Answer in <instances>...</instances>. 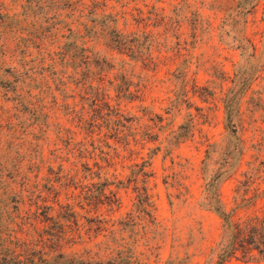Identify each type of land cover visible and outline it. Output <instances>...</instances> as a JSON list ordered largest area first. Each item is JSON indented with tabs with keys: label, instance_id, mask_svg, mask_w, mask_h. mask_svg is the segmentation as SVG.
Returning <instances> with one entry per match:
<instances>
[{
	"label": "rangeland",
	"instance_id": "374dc122",
	"mask_svg": "<svg viewBox=\"0 0 264 264\" xmlns=\"http://www.w3.org/2000/svg\"><path fill=\"white\" fill-rule=\"evenodd\" d=\"M237 1L0 0V264L106 260L100 219L139 264H214L210 197L264 216V2L235 23Z\"/></svg>",
	"mask_w": 264,
	"mask_h": 264
},
{
	"label": "trees",
	"instance_id": "16d2710c",
	"mask_svg": "<svg viewBox=\"0 0 264 264\" xmlns=\"http://www.w3.org/2000/svg\"><path fill=\"white\" fill-rule=\"evenodd\" d=\"M262 2H264V0H238L234 10L235 14L233 15V21L235 23L241 22L243 17L251 13ZM237 48L240 49L242 54H245L246 57L250 59L255 58L256 47L248 39H241ZM250 76L251 73L248 70L242 68L239 69L236 72L234 80L232 81L233 86L225 97V107L227 110L228 121L232 128H235V126L232 125V119L236 110V103L247 90ZM234 130H237V128ZM210 204L212 209L219 214L224 222V234L221 242L215 249L217 261L214 264H232L233 259L240 261V264H260V262L254 263L250 261H242L239 259V254H241L243 258L254 257V252L264 256V216H256L246 220H235L232 215L227 213L225 209L221 207V202L218 197H210ZM142 205L145 207L149 206L148 204ZM148 215L151 217L150 213H148ZM137 219V216L130 215L128 217V221L126 223L123 222L122 224L125 227H130V229L132 228L130 232L134 233L135 221ZM151 222L154 224V219H152ZM108 224L109 222L105 219H100L97 223H94L93 220H90L88 225H84L81 228L78 227L81 230H84V235L88 240L84 241V239V244L92 242L99 236V233L102 232H107L108 238L111 239V242L117 244L118 231L112 229L114 225L108 227ZM80 240H82V238ZM114 244L113 246L110 245L109 247H106L105 252L108 253L106 260L99 259L93 263L88 261L83 257V255L89 254L92 256L89 257V260H92V258H98L96 257L97 253H93L91 250L85 249L83 255H68L66 262L67 264L140 263L136 253L119 250L117 245L115 246ZM63 255L64 254L59 253L58 258H63Z\"/></svg>",
	"mask_w": 264,
	"mask_h": 264
}]
</instances>
